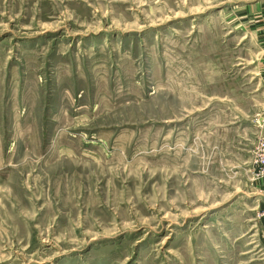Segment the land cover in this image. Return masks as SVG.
Here are the masks:
<instances>
[{"label":"rangeland","instance_id":"1","mask_svg":"<svg viewBox=\"0 0 264 264\" xmlns=\"http://www.w3.org/2000/svg\"><path fill=\"white\" fill-rule=\"evenodd\" d=\"M259 0H0V264H264Z\"/></svg>","mask_w":264,"mask_h":264},{"label":"crops","instance_id":"2","mask_svg":"<svg viewBox=\"0 0 264 264\" xmlns=\"http://www.w3.org/2000/svg\"><path fill=\"white\" fill-rule=\"evenodd\" d=\"M257 8L260 9V10L261 9L264 10V0H259L258 1ZM254 24L258 26V30H257L258 31V39L262 43H264V15L259 17L257 22H255ZM262 55L264 56V50H263ZM260 73L262 75L261 79H262L263 84H264V59H263V64L260 67ZM258 183H259L258 187L264 192V180H259Z\"/></svg>","mask_w":264,"mask_h":264},{"label":"built area","instance_id":"3","mask_svg":"<svg viewBox=\"0 0 264 264\" xmlns=\"http://www.w3.org/2000/svg\"><path fill=\"white\" fill-rule=\"evenodd\" d=\"M254 165L259 177H264V131L262 132L255 150Z\"/></svg>","mask_w":264,"mask_h":264}]
</instances>
